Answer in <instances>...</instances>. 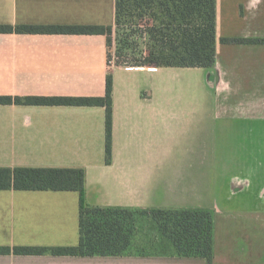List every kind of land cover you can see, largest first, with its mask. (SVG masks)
Returning <instances> with one entry per match:
<instances>
[{"label":"crops","instance_id":"obj_1","mask_svg":"<svg viewBox=\"0 0 264 264\" xmlns=\"http://www.w3.org/2000/svg\"><path fill=\"white\" fill-rule=\"evenodd\" d=\"M115 1L0 0V26H112ZM215 24V62L209 69H108L104 36L0 33V97H102L108 70L113 79L109 164L104 108L0 105V168L82 169L89 207L209 210L212 264H264V186L260 209L221 211L214 201L206 203V184L212 192L219 170L229 168L230 161H216L217 176L206 182V165H212L205 161L203 93L172 99L173 92L179 94L173 71H187L194 81L211 84L214 121L229 127L237 120L264 123V44L219 42L264 39V0H215ZM187 103L195 107L180 109ZM164 147L181 150L184 161L163 167L157 153ZM232 190L239 192V185ZM78 210L75 192L0 191V248L76 246ZM0 264L207 262L162 253L10 254L0 255Z\"/></svg>","mask_w":264,"mask_h":264},{"label":"trees","instance_id":"obj_2","mask_svg":"<svg viewBox=\"0 0 264 264\" xmlns=\"http://www.w3.org/2000/svg\"><path fill=\"white\" fill-rule=\"evenodd\" d=\"M215 28V0H116L112 26H0V33L101 35L105 38L108 69H209L215 62ZM219 42L264 44V39H219ZM112 85V73L108 70L102 97H0V105L104 108V160L109 164ZM84 177L82 169L0 168V191L75 192L79 196L76 246L2 247L0 255H124L131 246L135 217L143 215L162 239V254L203 258L207 264H212L214 223L211 211L89 207L85 203Z\"/></svg>","mask_w":264,"mask_h":264},{"label":"rangeland","instance_id":"obj_3","mask_svg":"<svg viewBox=\"0 0 264 264\" xmlns=\"http://www.w3.org/2000/svg\"><path fill=\"white\" fill-rule=\"evenodd\" d=\"M173 72L176 77V79L173 78L174 89L179 91V94L176 96L177 92H173L172 99L188 100L196 96L201 97L203 93V111L206 115L204 143L207 148L205 161L206 164L212 165L211 168L206 165V182L207 179L211 180L217 176L216 170L212 169L216 161H230L229 168L219 170L221 177L219 176L217 179L212 192L208 190L210 186L206 184V203L209 200L214 201L213 203L221 211L260 209L262 206L259 193L264 186V123L237 120L229 127L228 122L224 126V122L214 121L211 84L202 85L201 78L194 81L192 77L186 76L187 71ZM193 89H195V93H193ZM167 94L169 96V91ZM193 107L195 106L187 103L180 109L189 110ZM215 129L220 133L215 132ZM219 149L221 150L220 156L218 155ZM180 151L174 149V151L169 152L167 147L159 151L157 153L159 160L164 158L161 162L162 166L175 163V160L183 162V154ZM172 156L176 159H173ZM237 185H239L240 191L233 192L232 188ZM248 232L247 229L245 234ZM160 242L162 239L152 222L143 215H137L131 237V246L126 252L130 254H159L162 253Z\"/></svg>","mask_w":264,"mask_h":264}]
</instances>
